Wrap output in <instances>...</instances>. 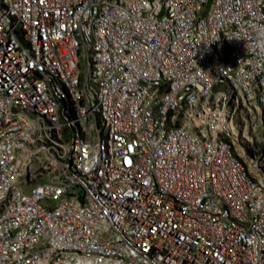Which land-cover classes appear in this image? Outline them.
<instances>
[{
	"label": "built area",
	"instance_id": "2783aa9c",
	"mask_svg": "<svg viewBox=\"0 0 264 264\" xmlns=\"http://www.w3.org/2000/svg\"><path fill=\"white\" fill-rule=\"evenodd\" d=\"M254 125L264 0H0V264H264Z\"/></svg>",
	"mask_w": 264,
	"mask_h": 264
},
{
	"label": "bare ground",
	"instance_id": "6f19581e",
	"mask_svg": "<svg viewBox=\"0 0 264 264\" xmlns=\"http://www.w3.org/2000/svg\"><path fill=\"white\" fill-rule=\"evenodd\" d=\"M245 129L246 128H244V130ZM35 153H38V150H35L34 148H26L23 145L15 147L11 151V155L14 159H17V160L22 161V162L28 161L27 164L30 166L32 164Z\"/></svg>",
	"mask_w": 264,
	"mask_h": 264
},
{
	"label": "rangeland",
	"instance_id": "374dc122",
	"mask_svg": "<svg viewBox=\"0 0 264 264\" xmlns=\"http://www.w3.org/2000/svg\"><path fill=\"white\" fill-rule=\"evenodd\" d=\"M238 117L242 116L240 114V111L237 112ZM262 133H264V127H261L260 125H254L253 129L251 130V134L255 139L261 138ZM24 191L26 192V188H24Z\"/></svg>",
	"mask_w": 264,
	"mask_h": 264
}]
</instances>
